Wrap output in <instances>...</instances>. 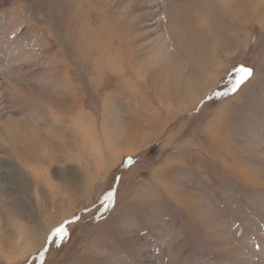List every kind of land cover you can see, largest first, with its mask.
I'll return each mask as SVG.
<instances>
[{"label": "rangeland", "instance_id": "rangeland-1", "mask_svg": "<svg viewBox=\"0 0 264 264\" xmlns=\"http://www.w3.org/2000/svg\"><path fill=\"white\" fill-rule=\"evenodd\" d=\"M0 264H264V0H0Z\"/></svg>", "mask_w": 264, "mask_h": 264}, {"label": "snow or ice", "instance_id": "snow-or-ice-1", "mask_svg": "<svg viewBox=\"0 0 264 264\" xmlns=\"http://www.w3.org/2000/svg\"><path fill=\"white\" fill-rule=\"evenodd\" d=\"M241 71L245 72L246 76H250L251 73H252V69L250 68H242ZM60 233H63L64 232V229L61 228L58 230Z\"/></svg>", "mask_w": 264, "mask_h": 264}, {"label": "bare ground", "instance_id": "bare-ground-1", "mask_svg": "<svg viewBox=\"0 0 264 264\" xmlns=\"http://www.w3.org/2000/svg\"><path fill=\"white\" fill-rule=\"evenodd\" d=\"M246 1H248V0H246Z\"/></svg>", "mask_w": 264, "mask_h": 264}]
</instances>
